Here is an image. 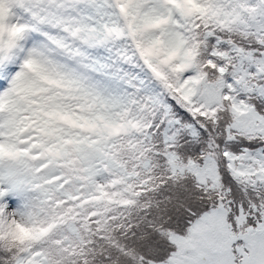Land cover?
<instances>
[{"label": "snow or ice", "instance_id": "6c2138e0", "mask_svg": "<svg viewBox=\"0 0 264 264\" xmlns=\"http://www.w3.org/2000/svg\"><path fill=\"white\" fill-rule=\"evenodd\" d=\"M0 264H264V0H0Z\"/></svg>", "mask_w": 264, "mask_h": 264}]
</instances>
